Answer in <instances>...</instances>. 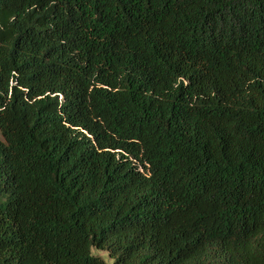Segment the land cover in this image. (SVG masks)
<instances>
[{"label":"trees","instance_id":"1","mask_svg":"<svg viewBox=\"0 0 264 264\" xmlns=\"http://www.w3.org/2000/svg\"><path fill=\"white\" fill-rule=\"evenodd\" d=\"M264 264V0H0V264Z\"/></svg>","mask_w":264,"mask_h":264},{"label":"rangeland","instance_id":"2","mask_svg":"<svg viewBox=\"0 0 264 264\" xmlns=\"http://www.w3.org/2000/svg\"><path fill=\"white\" fill-rule=\"evenodd\" d=\"M92 252L96 255H99L101 256L107 264H114V259L110 258L108 253L107 252H104V251H100V250H97V249H93Z\"/></svg>","mask_w":264,"mask_h":264}]
</instances>
